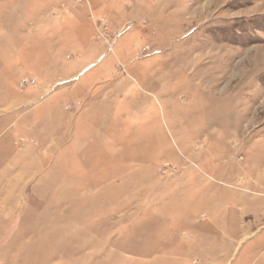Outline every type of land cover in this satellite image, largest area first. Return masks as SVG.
I'll use <instances>...</instances> for the list:
<instances>
[{
	"label": "rangeland",
	"instance_id": "rangeland-1",
	"mask_svg": "<svg viewBox=\"0 0 264 264\" xmlns=\"http://www.w3.org/2000/svg\"><path fill=\"white\" fill-rule=\"evenodd\" d=\"M0 264H264V0H0Z\"/></svg>",
	"mask_w": 264,
	"mask_h": 264
},
{
	"label": "built area",
	"instance_id": "built-area-1",
	"mask_svg": "<svg viewBox=\"0 0 264 264\" xmlns=\"http://www.w3.org/2000/svg\"><path fill=\"white\" fill-rule=\"evenodd\" d=\"M23 83H24V84H31V85H33V84L36 83V81H35V80L25 79V80L23 81Z\"/></svg>",
	"mask_w": 264,
	"mask_h": 264
},
{
	"label": "bare ground",
	"instance_id": "bare-ground-1",
	"mask_svg": "<svg viewBox=\"0 0 264 264\" xmlns=\"http://www.w3.org/2000/svg\"><path fill=\"white\" fill-rule=\"evenodd\" d=\"M206 5H209L208 3ZM204 9V8H203ZM206 10H207V7H206Z\"/></svg>",
	"mask_w": 264,
	"mask_h": 264
}]
</instances>
